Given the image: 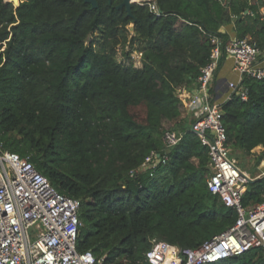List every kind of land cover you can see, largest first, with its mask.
I'll list each match as a JSON object with an SVG mask.
<instances>
[{
	"label": "trees",
	"instance_id": "obj_1",
	"mask_svg": "<svg viewBox=\"0 0 264 264\" xmlns=\"http://www.w3.org/2000/svg\"><path fill=\"white\" fill-rule=\"evenodd\" d=\"M120 1L0 0V142L79 200L78 251L102 264H150L153 239L195 248L237 217L207 188V148L181 115L178 89L195 85L212 37L222 50L216 73L232 38L264 52L263 0H154L158 16L147 3H134L129 16ZM126 46L141 67L116 59ZM237 90L221 105L226 144L243 154L261 145L259 163L264 78L243 75ZM168 129L184 136L167 162L140 170ZM241 199L245 207L264 201V175ZM209 264H264V248Z\"/></svg>",
	"mask_w": 264,
	"mask_h": 264
},
{
	"label": "built area",
	"instance_id": "obj_2",
	"mask_svg": "<svg viewBox=\"0 0 264 264\" xmlns=\"http://www.w3.org/2000/svg\"><path fill=\"white\" fill-rule=\"evenodd\" d=\"M155 15L161 12L154 0H145ZM264 17V0L260 7ZM209 61L201 67L195 85L178 89L189 130L198 135L207 148V188L221 202L237 212L234 223L224 231L203 241L195 248H180L164 240L153 239L145 258L150 264H209L239 255L252 247L264 248V201L243 206L242 195L251 177L231 157L222 123V103L237 90L242 76L264 78V52L249 38H232L225 47L234 60L237 82L226 81L224 88L215 73L222 50L216 37ZM243 100L247 89L237 90ZM184 136L180 130L168 129L163 134L162 151L171 149ZM168 160L167 153L151 151L139 167L152 169ZM80 202L60 193L37 170L30 155L20 156L3 149L0 142V264H102L91 251H78L76 240L81 222Z\"/></svg>",
	"mask_w": 264,
	"mask_h": 264
},
{
	"label": "rangeland",
	"instance_id": "obj_3",
	"mask_svg": "<svg viewBox=\"0 0 264 264\" xmlns=\"http://www.w3.org/2000/svg\"><path fill=\"white\" fill-rule=\"evenodd\" d=\"M132 1H134V3H142L145 0H132ZM131 26H132V24H130L128 26L130 30H132ZM227 29L230 30L229 27H227ZM92 38H93V36H89L86 39V43H88ZM128 49H129L128 46H126L124 49H122L121 47H118L116 59L118 61H123L126 65H128L129 63H132L135 67H141L140 53L136 50H133L130 54V58H127L125 55V52L128 51ZM227 58H230V57H227ZM262 58H263V56L260 57V59H262ZM224 86H225V83L221 82L220 83V89L224 88ZM179 107H180V111L182 113L181 115H184V110H185L184 106L182 104H180ZM256 149H260V151H263V150H261V148H256V147L252 150V154H243L238 150H235V151L230 150L231 157L236 159L237 164L240 167V169L247 171L251 177H254L255 172H257V156L256 155L261 153V152H257Z\"/></svg>",
	"mask_w": 264,
	"mask_h": 264
},
{
	"label": "crops",
	"instance_id": "obj_4",
	"mask_svg": "<svg viewBox=\"0 0 264 264\" xmlns=\"http://www.w3.org/2000/svg\"><path fill=\"white\" fill-rule=\"evenodd\" d=\"M261 63L264 64V55L261 60ZM233 66H234V60L232 58H228L223 62L221 68L216 73V79L218 80V82H224V83L226 81L237 82L239 77H238V73L233 69ZM222 92L223 93L226 92V89L222 88ZM260 146L261 145H258L256 148H261V150H263V147L262 146L260 147ZM256 150L257 152H262L260 151V149H256ZM245 172L248 173L247 171ZM262 174H264V158L260 160L259 163H257V172H255L254 177L260 176Z\"/></svg>",
	"mask_w": 264,
	"mask_h": 264
},
{
	"label": "water",
	"instance_id": "obj_5",
	"mask_svg": "<svg viewBox=\"0 0 264 264\" xmlns=\"http://www.w3.org/2000/svg\"><path fill=\"white\" fill-rule=\"evenodd\" d=\"M16 1V0H14ZM86 3H89L91 5V8H96L98 6L97 4V0H84ZM111 2V0H109V3ZM134 4V1L132 0H121L117 5L116 7L117 8H125V10L127 11V14L129 16H132V12H131V7L132 5ZM131 29H132V26H131ZM170 149H166L165 151H161L160 154H163V153H167L169 154L170 153ZM264 174L260 175V176H257V177H254L252 179H249V181H255V180H258L260 179Z\"/></svg>",
	"mask_w": 264,
	"mask_h": 264
},
{
	"label": "bare ground",
	"instance_id": "obj_6",
	"mask_svg": "<svg viewBox=\"0 0 264 264\" xmlns=\"http://www.w3.org/2000/svg\"><path fill=\"white\" fill-rule=\"evenodd\" d=\"M228 59V58H227ZM232 80V79H231Z\"/></svg>",
	"mask_w": 264,
	"mask_h": 264
}]
</instances>
